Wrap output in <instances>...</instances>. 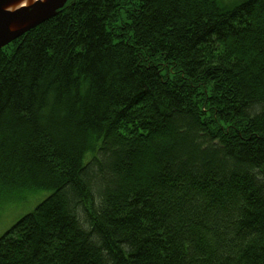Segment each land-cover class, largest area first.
<instances>
[{"label":"trees","instance_id":"16d2710c","mask_svg":"<svg viewBox=\"0 0 264 264\" xmlns=\"http://www.w3.org/2000/svg\"><path fill=\"white\" fill-rule=\"evenodd\" d=\"M52 194L0 264H264V0H72L0 50V195Z\"/></svg>","mask_w":264,"mask_h":264},{"label":"rangeland","instance_id":"374dc122","mask_svg":"<svg viewBox=\"0 0 264 264\" xmlns=\"http://www.w3.org/2000/svg\"><path fill=\"white\" fill-rule=\"evenodd\" d=\"M72 0H66L68 3ZM243 0H222L223 4L232 7ZM49 190L35 192H17L0 195V237L23 216L31 213L35 207L51 195Z\"/></svg>","mask_w":264,"mask_h":264},{"label":"bare ground","instance_id":"6f19581e","mask_svg":"<svg viewBox=\"0 0 264 264\" xmlns=\"http://www.w3.org/2000/svg\"><path fill=\"white\" fill-rule=\"evenodd\" d=\"M48 0H7L3 5V15L17 12L29 6L35 5L38 2L44 3ZM61 4H56L49 8L31 9L25 12L20 17L14 19L10 24V33H15L27 26L33 25L36 22L48 17ZM51 191V190H49ZM52 192V191H51ZM52 194V193H51Z\"/></svg>","mask_w":264,"mask_h":264},{"label":"water","instance_id":"95a60500","mask_svg":"<svg viewBox=\"0 0 264 264\" xmlns=\"http://www.w3.org/2000/svg\"><path fill=\"white\" fill-rule=\"evenodd\" d=\"M7 0H0V50L10 44L13 40H15L18 36H20L22 33L27 31L28 29L44 22L48 18L54 16L57 11L61 10L66 3V0H48L44 3L38 2L35 5L29 6L27 8H24L22 10H19L17 12H13L10 14L3 15V5L6 3ZM56 4H61L54 12H52L48 17L36 22L33 25L27 26L15 33H10V24L11 22L23 15L25 12L30 11L31 9H39V8H49L52 7Z\"/></svg>","mask_w":264,"mask_h":264}]
</instances>
